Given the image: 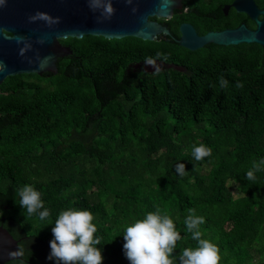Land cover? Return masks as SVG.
<instances>
[{"label": "trees", "instance_id": "16d2710c", "mask_svg": "<svg viewBox=\"0 0 264 264\" xmlns=\"http://www.w3.org/2000/svg\"><path fill=\"white\" fill-rule=\"evenodd\" d=\"M60 41L72 55L56 74L0 85V220L50 244L61 210L87 209L105 255L123 250L127 224L160 208L181 233L178 255L197 244L184 225L195 209L220 264H264V170L245 179L264 158V53L247 46L185 55L136 38ZM148 62L169 67L145 71ZM200 143L212 153L196 161ZM25 184L42 193L48 220L19 206Z\"/></svg>", "mask_w": 264, "mask_h": 264}, {"label": "water", "instance_id": "95a60500", "mask_svg": "<svg viewBox=\"0 0 264 264\" xmlns=\"http://www.w3.org/2000/svg\"><path fill=\"white\" fill-rule=\"evenodd\" d=\"M179 0H0V85L9 77L43 73L56 74V62L72 55L60 40H79L85 36L106 40L136 38L152 41L166 32L147 18H169L173 9H180ZM112 11L108 12L107 8ZM228 8L245 14L255 23L264 17V10L256 11L250 1L234 2ZM257 30L243 27L235 31L208 33L196 38L181 25L179 46L195 51L205 45L235 46L257 44L264 51V22L255 23ZM170 38V37H169ZM171 39V38H170ZM172 40V39H171ZM173 41V40H172ZM18 245L25 249V264H56L49 260L50 244H39L32 237L23 238L18 226L8 219L0 220V264H19L10 260L9 253ZM31 252V255L29 253ZM103 255V254H102ZM103 264H129L123 250L103 255Z\"/></svg>", "mask_w": 264, "mask_h": 264}, {"label": "clouds", "instance_id": "9594fccd", "mask_svg": "<svg viewBox=\"0 0 264 264\" xmlns=\"http://www.w3.org/2000/svg\"><path fill=\"white\" fill-rule=\"evenodd\" d=\"M107 11H112L110 6ZM227 85L228 81L220 77V86L224 88ZM236 87L242 88L243 84L237 82ZM211 153L212 149L203 143L192 146V156L196 161L211 156ZM179 168L183 169L184 165ZM261 170H264V158L253 162L245 179L255 181V173ZM19 197L18 204L27 215H38L41 221L48 220L50 210L45 208L42 193L33 185L25 184L19 189ZM94 220V214L87 209L70 207L61 210L51 224L54 225L51 229L53 239L50 241L48 259L54 260L56 264H103L102 250L97 247L101 245V237L96 235L98 229ZM204 223L203 216L197 215L195 209H189L184 225L197 244L181 249L176 255L181 233L173 218L156 208L124 227V255L129 264H220L222 257L218 245L203 238L200 226ZM24 254L23 245H18L17 250L9 253V258L25 264Z\"/></svg>", "mask_w": 264, "mask_h": 264}, {"label": "flooded vegetation", "instance_id": "af4514ba", "mask_svg": "<svg viewBox=\"0 0 264 264\" xmlns=\"http://www.w3.org/2000/svg\"><path fill=\"white\" fill-rule=\"evenodd\" d=\"M245 1V0H179L178 4L180 9H173L169 18H163L156 16L148 17L147 21L149 23L155 24L158 27L162 28L169 37L163 35L158 36L152 41L145 42H154L155 44H159L161 47L165 45H170L172 49H178L186 51L187 53H196L197 56L204 55L206 52L215 51L216 54L220 53L219 51H240L241 49H245L247 46L254 47L256 49H260L262 53V46L257 44H244L241 43L235 46H227V50H222L220 47L212 44H208L199 48L195 51H189L185 48L179 46L178 42L181 38L179 29L181 25H186L193 33L196 38H201L208 33H220L226 31H235L239 29V27H243V30L254 32L257 30V26L255 23H263L264 17L261 15H257L255 17V23L251 21L245 14H241L236 12L234 8H228L226 11V15L222 14L223 8L231 7L234 2ZM253 6V9L256 11L264 10V0H247ZM141 40V39H140ZM143 41V40H142ZM60 44L64 47L61 41ZM176 50V51H178ZM202 57V56H201ZM61 59H58L60 61ZM163 66L165 68L169 67V65L163 64L162 62L158 63H145L144 69L145 71L160 70ZM57 67V66H56ZM174 68L178 70H183V68ZM50 73H43L41 76Z\"/></svg>", "mask_w": 264, "mask_h": 264}, {"label": "rangeland", "instance_id": "374dc122", "mask_svg": "<svg viewBox=\"0 0 264 264\" xmlns=\"http://www.w3.org/2000/svg\"><path fill=\"white\" fill-rule=\"evenodd\" d=\"M106 207H107V211L110 210L109 206L106 205Z\"/></svg>", "mask_w": 264, "mask_h": 264}]
</instances>
